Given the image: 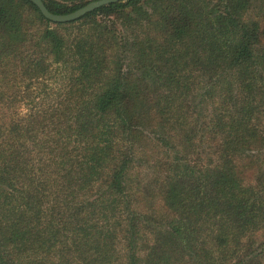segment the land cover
I'll return each instance as SVG.
<instances>
[{
	"label": "trees",
	"instance_id": "trees-1",
	"mask_svg": "<svg viewBox=\"0 0 264 264\" xmlns=\"http://www.w3.org/2000/svg\"><path fill=\"white\" fill-rule=\"evenodd\" d=\"M0 264H264V0H0Z\"/></svg>",
	"mask_w": 264,
	"mask_h": 264
},
{
	"label": "water",
	"instance_id": "water-1",
	"mask_svg": "<svg viewBox=\"0 0 264 264\" xmlns=\"http://www.w3.org/2000/svg\"><path fill=\"white\" fill-rule=\"evenodd\" d=\"M42 12V14L50 19L53 22H67L71 20H75L85 15L87 12L92 11L96 7L107 4L109 2L117 1V0H96L92 1L85 6L77 9L76 11L67 13V14H56L51 12L47 6L45 5L43 0H31Z\"/></svg>",
	"mask_w": 264,
	"mask_h": 264
}]
</instances>
